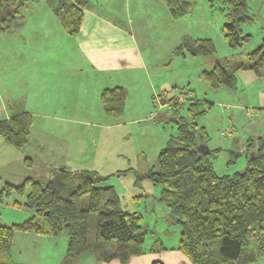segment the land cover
<instances>
[{"label": "rangeland", "instance_id": "rangeland-1", "mask_svg": "<svg viewBox=\"0 0 264 264\" xmlns=\"http://www.w3.org/2000/svg\"><path fill=\"white\" fill-rule=\"evenodd\" d=\"M186 1L193 5L190 12L175 17L163 0H91V9L130 28L140 35L145 45L150 43L148 50L142 49L149 72L134 71L133 77L115 74L118 83H122L118 85L126 88L127 97L123 114L113 118L104 111L103 90L95 86L100 83L98 77L84 79L72 72L77 55L70 48L72 53L64 60L70 67V94L64 99L67 102L62 104L63 111L53 114L54 109L62 105L21 104L32 113L28 142L15 147L0 135V190L7 182L19 185L28 177L46 183L52 171L60 167L96 171L108 177L102 185L114 186L123 209L142 216V224L150 229L145 249L157 238L167 246L179 243L181 227L170 219L169 209L160 200L163 186L147 175L157 170L160 151L171 136L178 134V119L170 114L169 104L159 101L160 94L168 90L169 96L197 97L213 102L212 108L197 122L205 126L209 134L208 146L219 149L212 156L218 174L245 169L253 152L259 153L264 141V68L261 74L251 68L237 71L236 87L214 89L201 76L204 69L213 67L216 59L232 55L250 64L247 53L264 40V0H246L254 20L242 25L245 34L251 36L238 48H232L225 37L222 28L226 16L220 0ZM29 3L32 6L23 9L27 24L14 35L0 37V117L13 92H26L43 85L44 76L37 68L43 72L48 66L43 65L39 57L45 51L55 52L68 45V41L60 39L58 30H63L59 18L45 1L29 0ZM20 34L22 36L18 37ZM173 34L193 39L211 38L216 51L213 55H194L186 49L184 53H176L174 42L170 41ZM48 43L51 46L45 49ZM32 57L39 59L36 68ZM20 71L27 74L26 78L20 79ZM83 87L86 90L91 87L88 91L91 95L87 92L82 101L77 93ZM19 98L23 99L24 95ZM31 100L39 101L37 97ZM184 101L180 114L187 116L189 101ZM160 113L167 117L159 120ZM26 201V193L14 191L5 196L0 202V223L11 225L32 217L35 211L25 205ZM95 227L93 215L90 248L71 259H67L65 229L57 235L16 231L21 243L14 244L13 258L22 264H98L91 249ZM253 244L257 243L253 241ZM259 263L264 264V258L246 264Z\"/></svg>", "mask_w": 264, "mask_h": 264}, {"label": "trees", "instance_id": "trees-1", "mask_svg": "<svg viewBox=\"0 0 264 264\" xmlns=\"http://www.w3.org/2000/svg\"><path fill=\"white\" fill-rule=\"evenodd\" d=\"M44 1L69 35L80 31L84 10L91 2ZM163 1L175 17L186 15L193 6L186 0ZM220 1L226 16L222 29L229 45L232 48L244 46L251 35L245 34L242 25L252 22L254 15L249 14L246 0ZM30 6L29 0H0V33L20 27L25 19L23 9ZM184 49L194 55H213L216 51L211 38L186 36L175 52L184 53ZM247 58L249 65L235 55L216 59L213 67L204 69L201 76L218 89L236 87L239 70L251 68L261 74L264 40L247 53ZM167 91L160 94L159 101L169 104L170 114L178 119V134L171 136L160 151L157 170L147 175L163 186L160 200L169 209L170 219L181 227L177 249L192 264H246L264 258V141L259 153L253 152L245 169L218 174L212 156L219 149L208 146L209 134L205 126L197 122L212 108L213 102L185 97L189 101L188 114L183 116L180 108L185 99L169 96ZM126 97L127 90L123 86L103 89L101 102L105 113L119 118ZM15 108L9 118L0 119V135L7 143L21 147L29 140L32 115L23 107ZM107 178L96 171H71L60 167L52 171L46 183L30 177L19 185L7 182L0 190V202L14 191L26 193L25 205L35 212L20 223H0V264H20L12 255L16 231L57 235L65 229L67 259L80 256L90 248L89 229L93 215L96 227L91 249L98 261L115 259L120 264H128L132 257L141 255L150 229L142 224L140 214L121 207L114 186L102 185ZM152 264L163 263L154 261Z\"/></svg>", "mask_w": 264, "mask_h": 264}, {"label": "crops", "instance_id": "crops-1", "mask_svg": "<svg viewBox=\"0 0 264 264\" xmlns=\"http://www.w3.org/2000/svg\"><path fill=\"white\" fill-rule=\"evenodd\" d=\"M90 4L84 10L83 22L80 31L76 35L67 34L63 28V31L58 30L60 39L68 41L67 47L61 46L60 49H57L55 52L51 50L49 52L45 51L39 57L41 58L40 60H43L42 64L48 66L47 71L43 70V72L37 68L39 73L44 76L43 85L35 86L26 92L21 90L13 92L2 108L3 113H1L2 117H0V119L9 118L12 109H14L15 106H17L15 110L22 108L23 106L21 104L25 105L35 102L39 104V106H53L62 105L67 102L64 99L70 94L68 74L70 67L65 64L64 60L72 53L70 48H73V51H75L77 55L75 67H71L73 68L72 72H76V74L79 73L84 79L86 77H98L97 79H99L100 83L95 84V86L100 90L108 87L123 86L118 85L122 83H118L119 79H117V75L115 76L116 73H122L133 77L132 73L134 71H147L149 69L148 60L142 49L145 48L148 50L147 45L150 46V43L145 45L141 42L142 39L140 35H137L126 26L119 25V23L114 21L111 17L102 15V13L98 12L96 9H91ZM27 22L28 19H24L20 27H17L12 32L0 33V37L1 35H14L15 32H20ZM58 22L61 25L60 19ZM20 36H22V34L18 35V37ZM184 37L183 35L180 37L177 34H173L170 37V41L174 42L175 49L182 42ZM140 43L143 45H140ZM48 46L50 47L51 45L48 43L44 48L46 49ZM32 58H30V64L32 63ZM38 60V58L33 60L35 68ZM26 75L25 72L20 71L21 80L22 78H26ZM147 78H149V76ZM152 80L154 79L152 78ZM111 83L116 85L110 86ZM90 88L91 87H88L86 90V87H83L80 89V92L77 93L80 95L82 101L85 99L86 93ZM21 95H24L23 99L19 98ZM88 95L90 96L91 93L88 92ZM34 97H37L39 101L31 100ZM24 109L29 111L26 108ZM58 111H63V105L59 107V109H54L53 114L57 115ZM166 117L165 113H160L159 120H164ZM16 243H21L17 234L14 235L13 246ZM177 247L178 244L173 246L164 245L162 239L159 240V238H157L149 249H145L144 247V252L141 255L132 257L128 264H152L154 261H160L163 264H192L190 259L182 251L178 250ZM98 264L120 263L112 259L110 261H98Z\"/></svg>", "mask_w": 264, "mask_h": 264}]
</instances>
